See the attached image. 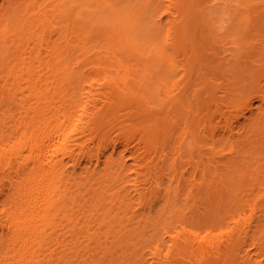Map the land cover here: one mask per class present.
<instances>
[{
	"label": "bare ground",
	"instance_id": "6f19581e",
	"mask_svg": "<svg viewBox=\"0 0 264 264\" xmlns=\"http://www.w3.org/2000/svg\"><path fill=\"white\" fill-rule=\"evenodd\" d=\"M164 2L0 0V264H102L91 250L104 237L123 264H146L147 248L157 264H264V61H242L264 3L197 0L208 27L226 15L238 27L219 67L250 63L257 81L241 108L252 118L220 135L215 118L227 112L192 116L186 100L195 80L199 101L217 100L205 60L185 62L184 85L162 41L150 43L153 12L188 17L189 0ZM176 19L169 36L183 29ZM212 27L205 39L222 41ZM183 109L184 133L162 130Z\"/></svg>",
	"mask_w": 264,
	"mask_h": 264
},
{
	"label": "rangeland",
	"instance_id": "374dc122",
	"mask_svg": "<svg viewBox=\"0 0 264 264\" xmlns=\"http://www.w3.org/2000/svg\"><path fill=\"white\" fill-rule=\"evenodd\" d=\"M257 1L261 2L262 5L264 3V0H257ZM165 2H164V7L169 3V0H165ZM189 3L190 4H188V2H187L186 8H185L187 16H188V17H186V20H184L182 16L178 17L176 19L175 17L172 18L173 16L171 17L168 14H164V15H162L160 17L159 15L156 16V14H158L157 11H155L156 13L153 12V14H154L153 18H154V16L156 18H154L153 21L150 24V25H152V27L150 29V32H149L150 43H153V42L157 41L158 39L162 41L163 49H164L165 53L167 54V56L169 57V59H172V60L174 59L176 62L178 61L177 64H176L177 70H176L175 74L174 73L173 74L170 73L171 77L172 78L174 77L175 80L176 79L177 80L178 79H182L183 80L182 82H184V85L186 83H188L189 76H190V74H188L190 72L186 71V69H184L185 68V66H184L185 62L188 61L189 63H191L190 66H194V68H195V61L196 60L197 61L198 60L199 61L200 60H205V61H203V63H206L207 66L206 65L204 66V70L203 71L204 72L207 71L206 72L207 74L211 73V74H209L210 75L209 77L212 78L211 82L213 83L214 86H216V88H215V96H216L217 100L216 101H212V99H210L206 95L207 96L206 100L199 101L195 97V94H194V88L196 87V84L198 83L196 80H195V86H193V89L190 90L189 96L187 97L186 100H188L189 104L192 105V107L195 109V110L192 109V111L194 112L192 114V116L193 115L197 116L200 113V110H196V106H199V107H202V108L205 107V111L204 112H207L208 110L214 111L217 108L221 109V110L223 109L224 111H226L227 114H226L225 117L221 118L220 116H217L215 118L216 119L215 126H216V131L218 132V134H220V135L228 134V132L226 131L227 130V125L232 123L238 129L241 126V124L243 125V123H247L248 122L246 117L249 116L250 118H252L251 111H246L247 114L243 115L242 112H241V108L244 106L245 100L248 99V97L250 96V95L248 96V94H250V91L252 89L254 90L255 87H256V82L257 81H256L255 77H253L254 72H255L254 71V66L251 67L252 65L250 63H248V65H247V63H244V62H242L240 64H236V62L233 61V63H232V61H231L229 63L230 65L229 64H226V65L223 64L225 66H221V68H220L219 67L220 64H221L220 61H224L223 59L225 58L226 54L229 53V52L226 51L225 46L228 49V47L230 45H232V46L234 45L233 42H230V41L234 38L233 36H235V31L236 32L238 31V27L236 28L235 25L232 24L233 23L232 20H230L228 18H227L228 20L226 19L227 15L224 16V18L222 17V19L220 21H217L214 24L211 23L213 25L212 28H214L213 30L216 31V32L219 31L218 33L215 32V34L216 35L218 34L217 36L221 37L223 40L222 41H217L216 43L213 41V43L210 44V43H208V40L205 39V35L203 34V32H204L203 30L207 31L208 29H211L210 27L212 25L210 24L211 26L208 27L209 22H207L208 23L207 24L205 22V20L201 19L200 16H198V12H196V10H195L198 7L197 6L198 5L197 0H189ZM255 4L257 5V3H255ZM261 4L259 3V6H261ZM124 5L127 6L128 3L123 4V6ZM203 5L206 6L207 2H204ZM130 6L131 5H129L128 7H130ZM192 6H193V8H192ZM252 13H253V15H251V17L253 19L254 17L257 16L256 15L257 13L255 14L254 11ZM169 19H174V20L176 19V21L179 19L177 22L181 23L180 25H183V29L181 28L179 30V33L172 34L171 36H169L168 35L169 34L168 33V27H167V25H169ZM237 21L239 22V19ZM218 23H220V24H218ZM259 25H261V24H259V23L257 24V22H256V26L257 27L251 28L252 31H251V29L248 30V31H251V32L246 31V35L243 36V37H246L245 38V43L246 42L247 43L251 42V43L248 44V45H250V47L246 48L247 52H245V56L242 58V61H246L247 60V62H248L249 60H251V61H253L254 64H256V62H257V64L264 63V62H262V60L264 61V52H263V54L260 53V49H261L260 47L264 44V41H263L264 40V28L262 26H259ZM216 26H218V27H216ZM161 27L164 28L163 31L159 30ZM255 33H256V35H255ZM231 36H232V38H231ZM174 37H175V39H178L177 43L179 45V50H180L178 53H174V51L172 49H170V44L169 43L173 40ZM243 37H242V39H243ZM226 41H228L227 42L228 44L226 43ZM241 41H243V43H244V39L241 40ZM218 43H219V45H218ZM224 43H225V45H223V47H222V44H224ZM247 43L245 45H247ZM261 43H263V44L261 45ZM257 45H259V46H257ZM152 47H154V46L152 45ZM251 50H252V52H251ZM225 51H226V53H225ZM204 53H205V55H204ZM215 53L216 54L218 53V55H216ZM154 54H156L157 57H156V55L154 56ZM160 54H161V52L158 51L157 49H156V51L154 49L152 51V53H151L152 57H155L154 59L156 61H158L156 58H158L160 56ZM200 57H202V58L200 59ZM244 59H246V60H244ZM257 60H259V62ZM209 61H211V62H209ZM208 62L210 63V67H209V63ZM216 62H217V64H216ZM214 63H215V65H214ZM217 65H218V68H220V69L217 68ZM214 66L217 69H215ZM211 67H212V71L211 70L209 71V69ZM186 68H188V67H186ZM155 72H157V71H155ZM168 73H167V75H168ZM194 75H195L194 76V79H195L197 77V75H198V71H196L194 73ZM214 78H215V80H213ZM227 78H229V79H227ZM172 90H173V92L171 93V95L175 94L178 91V89L175 88V87H173ZM160 93L158 95V98L159 97H163L165 95V90L163 89ZM240 96H242V97H240ZM257 100L258 99L254 100V104H255L254 105V111L255 112L257 111V107L260 106V102L257 101ZM153 110L158 112L160 110V108L155 107ZM179 115L180 116L178 118H176V123L174 125H172V124L171 125L162 124L161 125L162 130H166L167 131V130L175 128L177 135H180V134L184 133V131L186 130L185 118L187 116H189V114H187V111L185 109H183L180 112ZM133 145L134 144H132V146L130 147L131 150L133 149ZM130 153L131 152H127V159H128L127 162H128V164H132V159H130V156H129ZM250 157H252V153H251ZM78 170L80 171L81 169L79 168ZM190 171H192V168L190 169ZM198 177H200V176H198ZM190 183L191 182H189L188 185H190ZM240 185H241V183L238 184V186H240ZM153 200H154V197L150 196V202L152 201V203H155V201H153ZM182 200H183L182 203L186 202L185 197H182ZM131 202H135L134 199ZM190 203L192 204V201L191 202L189 201V204ZM132 209L133 210H140L141 208H140V206H138L136 204H133V208ZM154 210L157 211V212H155L153 214L154 215V219H157V217H160L161 214H162V212L160 211L159 205L155 206ZM164 218H166L167 220L169 219L167 215H165ZM138 219H140V217H137L134 220L136 226L134 225L133 227H137L138 224L136 223V221H138ZM112 240L113 239L106 240V237H104L102 239V241H103L102 246L99 247V248H95V250L94 249L91 250L92 253L94 254L92 256V258H94L96 260H99L98 262L104 260L102 264H112V263L123 264L122 262H125V260H126L125 258L124 259H120L119 261L116 260V258H118V256L121 255L123 249L116 247V251H113L112 249L115 248V247H114V244H113ZM120 250H121V252H120ZM125 252L128 253V254H125V255H127L126 257L128 258V256H130V254H129L130 251L126 250ZM92 253H90V254L92 255ZM111 253H113V254H111ZM90 254H87L86 257L88 255H90ZM232 254H234V253H230L229 256H232ZM122 256H124V255H122ZM98 257H100V259ZM227 257H226V259H228ZM226 259L225 258L224 259H218V260H220V262L217 260L218 263H216V264H224ZM88 260L89 259H87L86 262ZM144 260H145L146 264H157L153 254H152V251L150 249H148V248L145 249V251H144ZM238 262H240V260H236L235 263H238Z\"/></svg>",
	"mask_w": 264,
	"mask_h": 264
}]
</instances>
